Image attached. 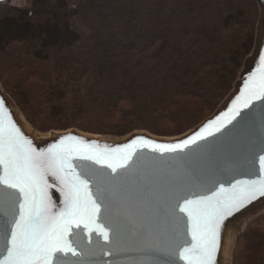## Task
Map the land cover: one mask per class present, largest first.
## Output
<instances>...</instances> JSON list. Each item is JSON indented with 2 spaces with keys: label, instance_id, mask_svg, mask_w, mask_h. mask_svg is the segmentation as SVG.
I'll return each mask as SVG.
<instances>
[{
  "label": "trees",
  "instance_id": "obj_1",
  "mask_svg": "<svg viewBox=\"0 0 264 264\" xmlns=\"http://www.w3.org/2000/svg\"><path fill=\"white\" fill-rule=\"evenodd\" d=\"M33 1L0 5V80L41 131L185 134L232 90L258 21L255 0ZM253 225L238 264H264Z\"/></svg>",
  "mask_w": 264,
  "mask_h": 264
},
{
  "label": "snow or ice",
  "instance_id": "obj_2",
  "mask_svg": "<svg viewBox=\"0 0 264 264\" xmlns=\"http://www.w3.org/2000/svg\"><path fill=\"white\" fill-rule=\"evenodd\" d=\"M257 122L264 130V52L231 106L178 143L136 137L112 147L69 134L38 148L0 98V264H90L93 252L82 237L91 244L95 233L112 244L110 234L118 242L125 230L144 251L169 257L147 264H217L226 221L264 197V155L254 179L225 186L209 177L205 194L191 189L213 166L210 138H239ZM144 149L172 160L149 159ZM173 163L185 168V178L169 172ZM214 166L227 171L220 162ZM157 230L166 246L151 240Z\"/></svg>",
  "mask_w": 264,
  "mask_h": 264
},
{
  "label": "water",
  "instance_id": "obj_3",
  "mask_svg": "<svg viewBox=\"0 0 264 264\" xmlns=\"http://www.w3.org/2000/svg\"><path fill=\"white\" fill-rule=\"evenodd\" d=\"M11 0H0L1 4H9ZM257 4L261 10L260 24L258 28L260 34L257 36L256 45L252 50L251 56L247 59L244 64V69L239 74L233 90L229 93L228 97L224 103L219 106V108L214 112L212 116L205 119L202 123L197 125L190 131L182 134L180 136H159L152 134L147 131H136L121 137H108L96 134H89L78 129H68L64 131H51L41 134L36 129H34L30 123L26 125L25 121L21 118L20 113H22L17 104L13 101L11 96L4 89L0 82V98H3L5 105L12 114V118L16 121L17 125L21 128L26 136L33 140V143L38 147H45L49 143L55 141L57 138L65 135H76L88 141H96L100 144H108L109 146L115 147L130 142L136 137H144L153 140L157 143H178L192 136L198 132L208 121L214 119L216 116L220 115L222 112L226 111L228 107L231 106L232 100L239 94L243 86V80L246 78V74L250 73L255 69L258 63V57L261 52H264V0H256ZM261 25V29H260ZM258 109L260 105L256 106ZM24 116V115H23ZM25 126L30 127L31 131H28ZM209 143L215 145V152L211 155L209 159V164L213 165L207 169L205 176L203 177V183L199 186L192 187L191 191L198 194H205L208 188L212 187L209 183V177H213L215 180L223 182L225 186L230 183H234L236 180L244 179H254L259 172V162L258 157L264 155V130L261 129L259 122H257L249 131H247L243 136L235 139L222 138L219 135L215 138H210ZM145 156L149 159H164L172 160V156L169 154H161L152 152L150 149H144ZM216 162H220L223 169L217 170L214 166ZM169 172L178 179H183L186 176L185 168L181 167L179 163H173V167L169 169ZM51 179V178H50ZM53 199L60 205L61 197L55 189L52 190ZM262 209H264V197H260L253 201L250 205L243 208L240 212L236 213L233 217H230L226 221L227 234L226 243L222 241V248L217 256V264H231V254L233 244L235 242V233L237 231V223L243 222L251 215L258 214ZM137 224H141L144 221V217L134 218ZM82 242L86 245L88 249H91L93 254L86 257L90 264H147L149 261L153 260H166L169 257L164 252H147L143 250V245H141L135 238V236L125 230L121 233L119 241H116V237L110 234V239L113 240L112 244L105 243L102 238L98 240L97 235L94 233L92 237V243H87V237L81 238ZM190 240V237H186ZM151 240L161 246H166L168 241L165 236H162L160 231L157 230L153 232ZM111 252V255L107 254ZM70 259H76L70 257ZM175 259V257H171ZM177 264H183L182 261H177Z\"/></svg>",
  "mask_w": 264,
  "mask_h": 264
},
{
  "label": "rangeland",
  "instance_id": "obj_4",
  "mask_svg": "<svg viewBox=\"0 0 264 264\" xmlns=\"http://www.w3.org/2000/svg\"><path fill=\"white\" fill-rule=\"evenodd\" d=\"M256 1V0H255ZM257 2V1H256ZM1 5H5V6H12V7H20V8H24V9H29V8H35V3H34V1L33 0H11L10 1V3L9 4H1ZM258 5V4H257ZM141 10V8H136V12L137 11H140ZM257 15H258V18H257V25H256V32H255V37H254V44H253V48H252V50L254 49V47H255V45H256V40H257V36H258V34H260V32L261 31H259V33H258V28H259V24H260V18H261V10H260V8H259V6H258V13H257ZM139 17V16H138ZM139 25H141V21L140 20H137V22H136V26H139ZM260 29H261V25H260ZM98 30V29H97ZM128 38H130V37H128ZM127 44V43H126ZM95 46V45H94ZM115 47L116 45L113 43L112 44V47ZM251 50V52H250V54H249V56L245 59V61H244V64H245V62L247 61V59L251 56V54H252V51ZM244 69V65H243V67L241 68V71L240 72H242V70ZM240 74V73H239ZM239 78V75H238V77H237V79ZM237 79H236V81H237ZM236 81L234 82V85H235V83H236ZM0 82H1V84H2V81L0 80ZM3 85V84H2ZM234 85H233V88H234ZM233 88H232V90H233ZM5 89V88H4ZM231 90V91H232ZM230 91V92H231ZM229 92V93H230ZM9 94V93H8ZM229 95V94H228ZM228 95L224 98V100L221 102V104L219 105V106H221L223 103H224V101L226 100V98L228 97ZM12 98V97H11ZM13 99V98H12ZM13 101H14V99H13ZM15 102V101H14ZM16 103V102H15ZM18 106V105H17ZM18 108H19V110L22 112V114L24 115V113H23V111L21 110V108L18 106ZM219 108V107H218ZM24 117L26 118V116L24 115ZM27 119V118H26ZM27 121L29 122V120L27 119ZM30 123V122H29ZM30 125L34 128V129H36L38 132H41V133H47V132H51V131H41V130H39V129H37V128H35L31 123H30ZM71 129H78V128H71ZM78 130H81V129H78ZM54 131V130H53ZM57 131H64V130H57ZM81 131H83V132H86V133H89V134H96V135H102V136H108V137H116V138H118V137H121V136H117V135H110V134H99V133H92V132H88V131H84V130H81ZM136 131H147V132H150L149 130H144V129H140V130H135V131H133V132H136ZM133 132H131V133H133ZM150 133H152V132H150ZM130 134V133H129ZM152 134H155V133H152ZM128 135V134H127ZM155 135H157V134H155ZM122 136H125V135H122ZM160 136V135H159ZM261 216H264V209H262L258 214H255V215H251V216H249L247 219H245L243 222H238L237 223V226H236V228H237V231H236V233H235V242H234V244H233V248H232V254H231V264H238V259H237V255H240L241 256V252H242V247L243 246H241V244H240V241H241V239H242V237L241 236H249V237H251V236H253L256 232V230H258L257 228H255L254 229V225H253V223L256 221V220H258V218L259 217H261ZM261 230V229H260ZM262 230H263V228H262ZM264 233V232H263ZM240 237H241V239H240ZM260 246V245H259Z\"/></svg>",
  "mask_w": 264,
  "mask_h": 264
},
{
  "label": "bare ground",
  "instance_id": "obj_5",
  "mask_svg": "<svg viewBox=\"0 0 264 264\" xmlns=\"http://www.w3.org/2000/svg\"><path fill=\"white\" fill-rule=\"evenodd\" d=\"M20 115H21V118L25 121L26 125H29V123H27V121L25 120V117L23 116V114L20 113ZM29 126H30V125H29ZM25 127H26V129H27L28 131H31L30 127H28V126H25ZM41 134H42V133H41ZM42 135H44V134H42Z\"/></svg>",
  "mask_w": 264,
  "mask_h": 264
}]
</instances>
